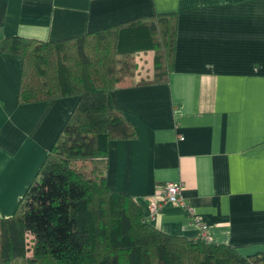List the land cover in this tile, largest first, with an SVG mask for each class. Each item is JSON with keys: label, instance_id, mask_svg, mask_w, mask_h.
<instances>
[{"label": "crops", "instance_id": "1", "mask_svg": "<svg viewBox=\"0 0 264 264\" xmlns=\"http://www.w3.org/2000/svg\"><path fill=\"white\" fill-rule=\"evenodd\" d=\"M170 12L175 34L167 82L115 90L136 135L109 143L106 183L132 196L153 227L195 238L199 231L185 208L163 202L149 214L161 187L181 182L183 201L212 242L243 256L258 253L264 250V0H0V38L60 40ZM140 54L134 56L147 66L134 76H149L153 51ZM20 63L19 55L0 53V217L15 210L77 101L19 103Z\"/></svg>", "mask_w": 264, "mask_h": 264}, {"label": "trees", "instance_id": "2", "mask_svg": "<svg viewBox=\"0 0 264 264\" xmlns=\"http://www.w3.org/2000/svg\"><path fill=\"white\" fill-rule=\"evenodd\" d=\"M174 20L170 12L60 40L0 38V53L21 57L19 103L77 98L15 210L0 217V264H264V250L243 256L158 230L132 196L106 183L109 143L136 135L115 90L167 82ZM147 50L152 74L125 81L134 54Z\"/></svg>", "mask_w": 264, "mask_h": 264}, {"label": "built area", "instance_id": "3", "mask_svg": "<svg viewBox=\"0 0 264 264\" xmlns=\"http://www.w3.org/2000/svg\"><path fill=\"white\" fill-rule=\"evenodd\" d=\"M181 188H182V183L181 182H167L165 183L160 191L158 192V196L160 197V200H157L153 198L151 199L149 205H148V210L149 214L151 217H154L156 213L159 212L161 208V204L163 202H171L176 205H179L183 208L186 209V214L188 217L191 219V222L196 225L199 233L196 236V238H201L203 241H211L210 236L207 232V225L195 215L193 209L186 205L185 202L183 201L181 197Z\"/></svg>", "mask_w": 264, "mask_h": 264}, {"label": "rangeland", "instance_id": "4", "mask_svg": "<svg viewBox=\"0 0 264 264\" xmlns=\"http://www.w3.org/2000/svg\"><path fill=\"white\" fill-rule=\"evenodd\" d=\"M140 53H141L140 55H142L141 57H143V51H140ZM147 53H148V54H146V55H147V58H148V57H151V56H150V55H151V54H150L151 52H147ZM136 54H137V53H136ZM132 59H133V61H135V64H136V67H137V68H135V71L138 70L141 66L143 67V65H145V63H147V61H144V60H142V59H140V58L138 59V57L136 58L135 56H133ZM144 59H145V58H144ZM145 66H147V65H145ZM149 69H150V68H149ZM144 72H145V71H144ZM149 72L152 74L151 71H149ZM143 74H144V73H143ZM151 74H150V75H151ZM134 75H135V74H133V75L130 76V77L125 78V81H133V80H135V79L137 78V76L135 77ZM133 76H134V77H133ZM145 76H146V75H145ZM138 77H139V75H138ZM78 164H81V163L78 162ZM84 166H86V167H90V164H89V163H87V164L85 163Z\"/></svg>", "mask_w": 264, "mask_h": 264}]
</instances>
